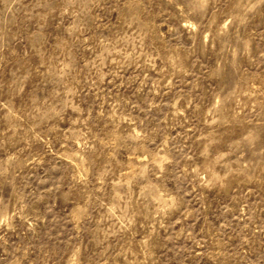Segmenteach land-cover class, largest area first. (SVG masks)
Returning a JSON list of instances; mask_svg holds the SVG:
<instances>
[{"label": "rangeland", "instance_id": "1", "mask_svg": "<svg viewBox=\"0 0 264 264\" xmlns=\"http://www.w3.org/2000/svg\"><path fill=\"white\" fill-rule=\"evenodd\" d=\"M0 264H264V0H0Z\"/></svg>", "mask_w": 264, "mask_h": 264}]
</instances>
